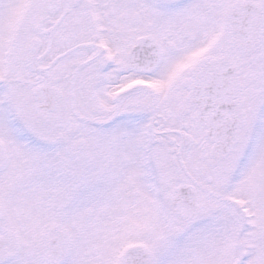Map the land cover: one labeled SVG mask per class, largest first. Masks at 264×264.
<instances>
[{
    "label": "snow or ice",
    "instance_id": "snow-or-ice-1",
    "mask_svg": "<svg viewBox=\"0 0 264 264\" xmlns=\"http://www.w3.org/2000/svg\"><path fill=\"white\" fill-rule=\"evenodd\" d=\"M0 264H264V0H0Z\"/></svg>",
    "mask_w": 264,
    "mask_h": 264
}]
</instances>
